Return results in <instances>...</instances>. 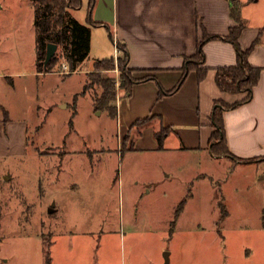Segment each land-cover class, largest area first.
Returning a JSON list of instances; mask_svg holds the SVG:
<instances>
[{"label": "rangeland", "instance_id": "374dc122", "mask_svg": "<svg viewBox=\"0 0 264 264\" xmlns=\"http://www.w3.org/2000/svg\"><path fill=\"white\" fill-rule=\"evenodd\" d=\"M9 6L0 17L27 8ZM83 15L78 11L86 22ZM21 24L15 36L23 52L0 54L2 74L34 70L33 27L27 17ZM93 62L65 79H49L50 112L42 104L32 113L25 92L3 96L13 119L26 115L42 124L26 157L0 164V264H48L49 258L51 264H264V174L257 178L256 164L245 171L231 161L205 165L206 156L205 166H190L191 153L127 154L130 140L119 144L115 118L95 110L101 88L82 93ZM111 74L119 81V72ZM17 80L33 87L31 77Z\"/></svg>", "mask_w": 264, "mask_h": 264}, {"label": "crops", "instance_id": "0c3cea01", "mask_svg": "<svg viewBox=\"0 0 264 264\" xmlns=\"http://www.w3.org/2000/svg\"><path fill=\"white\" fill-rule=\"evenodd\" d=\"M11 1L27 8L26 11L17 12L15 17H0V54H7L9 58L13 52H23L22 40L15 35L17 32L19 34L21 23L26 17L33 27L35 38L33 35L31 46L35 48L36 54L31 59L34 69L32 72L0 73V78L6 76L9 81H0V106L5 108L6 113V117L0 119V164L11 158L21 161L26 157L31 137L42 124L41 121L31 124L32 120L26 115L13 119L14 107L9 105L7 100H3L4 94L18 95L25 92L32 97L29 106L32 113L36 108H41L42 104L50 112L55 106L53 102L49 104L45 101L50 94L49 79L62 80L76 73L65 72L64 67L61 68V73L39 72L35 5L31 0H0V14L9 9ZM89 1L83 0L81 8L86 22L78 17V11L81 9L71 11L75 19L86 25H89ZM235 1L239 3L240 19L244 24L239 44L244 51L252 49L248 59L252 65L260 67L262 72L258 85L253 89V98L234 110L224 112L228 149L238 159L264 158V0H97L93 18L106 23L110 29L89 25L92 40L88 60L92 57L94 64L97 59H110L113 53H116L115 44H126L130 51L131 67L140 70L134 75L137 78L146 75L158 77L165 91L172 90L181 80L185 60L197 53L198 45L207 36L218 37L203 44L209 70L201 81L197 71L193 70L179 90L172 95H162L159 84L154 80L135 84L130 96L121 90L118 91V96L113 101L118 109L115 120L118 125L119 144L122 143L121 139L130 136L127 154L191 153L195 161L190 163V166L199 164L201 167L213 162L231 161L234 166L243 165L245 171L256 164L257 178L258 174H264L263 160L244 164L228 157L215 156L211 152V136L216 130L212 122L215 104L218 101L233 104L246 97V94L232 95L221 91L216 82L217 68L230 67L239 61L234 44L226 40L231 28L239 25L232 14ZM104 38L107 42L101 45L99 39L102 41ZM109 38L112 39L113 46L108 42ZM113 56L119 58L123 53ZM110 73L116 76L118 71L104 72L103 75L107 77ZM25 77L33 78V87L18 86L17 79ZM59 101L64 107L62 99ZM15 107L18 108V105ZM24 107L23 105L21 108ZM96 111L100 114L103 112ZM147 118L150 120L143 128L135 126L136 122ZM161 129L167 130L163 147H160L156 138V133ZM174 139L176 143L169 145V141ZM131 146L133 148H130ZM75 152L78 150H67V153L72 155ZM120 152L124 156V153ZM204 156L205 165L202 162ZM203 177L205 176H197L199 179Z\"/></svg>", "mask_w": 264, "mask_h": 264}, {"label": "trees", "instance_id": "16d2710c", "mask_svg": "<svg viewBox=\"0 0 264 264\" xmlns=\"http://www.w3.org/2000/svg\"><path fill=\"white\" fill-rule=\"evenodd\" d=\"M35 5V25L37 32V51L38 59L37 66L40 73L49 74L50 72L58 71L62 72L61 68L64 64L68 65L70 73L77 72L81 64L84 63L90 57L91 53V27L103 26L108 30L110 27L103 22L97 21L93 18V11L97 6V0L89 1L88 8V23L89 25L81 23L79 20L72 18L70 13L72 10L78 11L83 6V0H31ZM239 3L235 1L232 14L239 22V25L231 28L230 35L226 37V40L231 44H234L237 54L238 63L230 67L217 68L216 82L221 91L229 94H246V97L239 101H235L233 104H228L222 101H218L215 104V109L212 114V122L216 128L212 134L211 139V152L215 156L228 157L231 160H237L244 164H251L255 161L263 160L264 158H251L250 160L238 159L228 149L226 127L224 121V112L234 110L248 103L253 98L254 87L258 85L262 69L251 64L249 55L252 49L244 51L239 44V37L244 30V24L240 19ZM68 17V18H67ZM112 35V34H111ZM217 36H207L198 46V51L195 55L186 58V63L182 68V78L178 84L170 91H165L160 84L158 77L153 75L142 76L137 78L134 73L140 70L131 67L130 63V51L126 44L117 43L123 56L116 58L114 56L110 59H97L95 61V68L92 72L88 73V83L84 87L85 93L91 88H96V85L101 88V91L95 93V110L109 111L111 117L117 118L118 109L113 103L116 100L118 94L117 91L121 90L125 95H132V89L135 84L154 80L160 86V93L162 95H172L179 90L187 79V75L193 71H197L199 80L201 81L206 77L209 68L206 66V56L204 52V42L208 40H215ZM53 43L57 45V48L62 50V55H56L45 64L47 57L48 44ZM64 63L60 64V61ZM119 72V81L111 77H105L104 72L110 71ZM143 70V69H142ZM77 97L75 101H77ZM150 118L138 121L135 126L143 128ZM167 130L161 129L156 133V138L159 140L160 147H163ZM125 143L129 141V136L124 138ZM187 199H184L176 210V218H179ZM225 209V208H224ZM226 212L224 216H227ZM48 264H51V259H48Z\"/></svg>", "mask_w": 264, "mask_h": 264}, {"label": "water", "instance_id": "95a60500", "mask_svg": "<svg viewBox=\"0 0 264 264\" xmlns=\"http://www.w3.org/2000/svg\"><path fill=\"white\" fill-rule=\"evenodd\" d=\"M57 45L56 44H53V43H49L48 44V52H47V57H46V60H45V64H48L49 61L56 55L57 53Z\"/></svg>", "mask_w": 264, "mask_h": 264}, {"label": "built area", "instance_id": "2783aa9c", "mask_svg": "<svg viewBox=\"0 0 264 264\" xmlns=\"http://www.w3.org/2000/svg\"><path fill=\"white\" fill-rule=\"evenodd\" d=\"M115 48H116V54L117 55L122 53V51L119 48H117V44H115ZM64 68H65V70H64L65 72H69L70 73L68 65L64 64Z\"/></svg>", "mask_w": 264, "mask_h": 264}]
</instances>
